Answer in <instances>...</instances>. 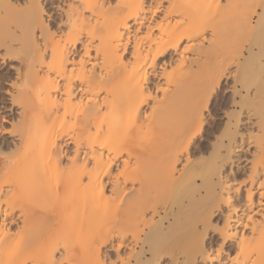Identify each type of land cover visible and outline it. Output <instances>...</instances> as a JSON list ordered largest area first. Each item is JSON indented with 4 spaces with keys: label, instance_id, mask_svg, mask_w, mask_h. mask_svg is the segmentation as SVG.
I'll return each instance as SVG.
<instances>
[{
    "label": "bare ground",
    "instance_id": "obj_1",
    "mask_svg": "<svg viewBox=\"0 0 264 264\" xmlns=\"http://www.w3.org/2000/svg\"><path fill=\"white\" fill-rule=\"evenodd\" d=\"M0 50L20 61L7 134L36 172L14 184L0 143V264H106L112 242L109 264H264V0H0ZM224 80L235 113L210 139Z\"/></svg>",
    "mask_w": 264,
    "mask_h": 264
},
{
    "label": "rangeland",
    "instance_id": "obj_2",
    "mask_svg": "<svg viewBox=\"0 0 264 264\" xmlns=\"http://www.w3.org/2000/svg\"><path fill=\"white\" fill-rule=\"evenodd\" d=\"M47 9L46 10H48L47 12H49V14L51 13V14H53V12H52V9H49L50 8V6L49 7H46ZM48 14V13H47ZM2 50H0V52H1ZM20 63V61L19 60H1V58H0V100L2 101V103H4L3 105H5V106H9V104H10V97H11V95L14 93L15 94V88H16V90H17V86H15V85H12V84H14L15 82V77H16V71L15 70H17L18 69V67H19V64ZM19 64V65H18ZM12 66V67H11ZM16 68V69H14V68ZM2 81V82H1ZM226 83H228V81H226V80H224L223 82H222V85H221V88H220V90H218V92L217 93H215L214 94V96L212 97V99H211V104H210V110H209V112H207V122H208V126H206V129H205V134L208 136V138H210V137H212V134L213 133H215V134H217L218 132H216V131H219V130H221V127H222V125H223V122L226 120L225 119V115L228 113V114H232L233 112H234V108H232L231 107V105L228 103V101H227V93L225 92V87H226ZM10 85V86H9ZM13 88H12V87ZM22 86V85H21ZM30 90V89H29ZM6 91V92H5ZM30 92V91H29ZM10 94V95H9ZM13 94V95H14ZM10 96V97H9ZM44 101H45V99H43ZM42 100V101H43ZM6 101V102H5ZM41 101V102H42ZM44 101H43V103H44ZM41 102H40V108H43V105L46 103H44L43 105L41 104ZM8 104V105H7ZM42 105V106H41ZM1 106V105H0ZM6 107V108H7ZM17 109H15L14 111H16ZM62 112V111H61ZM235 113V112H234ZM61 113L59 112V115H60ZM58 115V114H57ZM16 117V114H12V115H9V113L8 112H3V110H0V140H5V141H0V143L2 142V144H4V145H6V146H4L3 147V145L2 144H0V147L4 150L2 153H4L3 155L1 154V156L3 157V159L5 160V162H7V161H9L10 160V158L8 159V157L7 156H12L13 155V157H12V161H11V165H15V168L14 167H12V170H11V172H12V176H13V180L14 179H16V180H14V184H20V178L22 179V180H24V177H26L25 179H27L28 180V175L26 176V174L27 173H30L29 174V179H31L32 180V178H33V175L36 173H33L32 171H30L29 172V170H33V168H34V166H33V168L31 169L30 167L32 166V165H30L29 167H28V169H27V166L29 165L28 163H27V165H24L26 162H28V160L26 161V157L24 156H21L22 154L21 153H19L18 151H19V148H20V142L18 141V139L16 138V136L15 135H12V136H9L8 134H7V131L8 130H12V126L10 125V124H13V122H12V120H13V117ZM61 116L62 115H60V117L59 116H56L55 117V119L57 118V117H59V120H57V121H60V119H61ZM1 117H3V118H1ZM9 117V118H8ZM66 117H67V114H65V121H66ZM64 118V117H63ZM67 118H69V116L67 117ZM50 119V118H49ZM52 119V118H51ZM50 119V121H48L47 120V122H49V125H52L53 124V122L54 121H56L55 119H54V121L53 120H51ZM70 119V118H69ZM240 119H241V121L243 122V120H244V115H243V113H241L240 114ZM67 121H68V119H67ZM67 121L65 122V123H67ZM71 121V120H70ZM38 122V121H37ZM37 122H35L36 124H38V123H40V121L37 123ZM47 122H45L43 125H47L48 123ZM52 122V123H51ZM62 122H64L63 120L61 121V124H62ZM69 122V121H68ZM210 122V123H209ZM242 122H241V124H242ZM58 123V122H57ZM65 123H63V124H65ZM60 124V125H61ZM68 124V123H67ZM43 125H39L38 124V126H42L43 127ZM54 125V124H53ZM69 125V124H68ZM68 125H66V127L65 128H63V130L65 129V130H69V129H66L67 128V126ZM71 126H72V123L70 124ZM35 126H37V125H35ZM57 125H55V128H54V133H53V130H51V132H50V130H48V133L50 132V133H53L54 135L55 134H57L58 132H60L61 131V129L62 128H60L59 126V128L58 127H56ZM64 125H62L61 127H63ZM41 127V128H42ZM46 127H48V125L47 126H45L44 128L46 129ZM50 127V126H49ZM11 128V129H10ZM40 128V130H42ZM43 128V129H44ZM51 128H52V126H51ZM51 128H49V129H51ZM70 128V127H69ZM44 129V130H45ZM59 129H60V131H59ZM56 130V131H55ZM58 130V131H57ZM5 131H6V133H5ZM30 130L28 129V134H29V136L32 134V132H29ZM43 131V130H42ZM46 131V132H45ZM44 132L45 133H47V130H45ZM70 131V130H69ZM34 132V131H33ZM37 132V131H36ZM35 132V133H36ZM57 132V133H56ZM50 133H49V136H51L50 135ZM52 134V135H53ZM8 135V136H7ZM48 135V134H47ZM53 135V136H54ZM14 136V137H13ZM48 136V137H49ZM14 139V140H13ZM37 140H38V138H36ZM35 139V140H36ZM211 139V138H210ZM30 140H32V138H30ZM13 141V142H12ZM19 143H17V142ZM212 140H209V142H211ZM6 144H5V143ZM11 143V146H10V143ZM37 142V141H36ZM36 142L34 141V143H32L33 145H32V147H34L35 145H36ZM14 143H16V144H14ZM28 143H29V145H30V142L28 141ZM41 143V142H40ZM43 143V142H42ZM42 143L40 144V145H38V146H36L37 148L38 147H40L41 149H46V148H44V146L42 145ZM59 143H61L60 141H59ZM197 143H199L200 144V149L202 150V153L200 154V155H196L195 157L197 158V159H200V158H202L201 160H203V161H205L206 159H208V154H209V152H210V148H208L209 147V145L208 144H205V142L203 143V140H198L197 141ZM18 144V145H17ZM27 144V143H26ZM26 144H25V146H26ZM44 144V143H43ZM17 145V146H16ZM44 145H47V144H44ZM16 146V147H15ZM240 148H239V150H238V152L237 151H234L232 154H231V156H233V158H231L229 161L227 160L226 161V163H225V165L223 164V168H222V170H221V173H222V176H224V178L226 177V178H228V179H234V178H236V179H240L241 178V176H240V174H242L245 170V168L247 167V165H245L247 162H249V160H250V157H251V153H252V148H250V147H247L246 146V144H245V142L244 141H242V143H240ZM10 147H12V149L13 150H15L16 149V151H15V153H14V151L13 150H11V148ZM14 147H15V149H14ZM27 147H30V146H27ZM0 148V149H1ZM7 148H9V149H7ZM8 150L7 152H5V150ZM21 149V148H20ZM10 150V151H9ZM12 151V152H11ZM20 151H22V150H20ZM0 152H1V150H0ZM8 153V154H7ZM11 153H13V154H11ZM5 154L7 155V156H5ZM10 154V155H9ZM18 154H21L20 155V157L21 158H19L18 156ZM14 155L16 156V157H18L19 159H16V158H14ZM67 155V154H66ZM205 156H206V158H205ZM15 159V160H14ZM23 159H25V162H24V160ZM10 161H9V163H10ZM17 162L18 164H20V167L19 166H17L18 164H15V162ZM228 162V163H227ZM231 162V163H230ZM23 163V164H22ZM21 165H22V167L23 168H25V166H26V170L28 171V172H26V173H24L25 172V170L24 169H22V170H20V168H21ZM17 167V168H16ZM115 167V166H114ZM177 167H179V164H178V166ZM15 170H17L16 172L14 171V169ZM19 168V169H18ZM19 170H20V172H21V174H18L19 175V177L20 178H18V176H16L17 175V173H19ZM23 170H24V172H23ZM35 170V169H34ZM117 170V167L116 168H113V172L114 171H116ZM14 172L16 173V174H14ZM22 172H23V174L25 175H23L22 176ZM32 172V173H31ZM55 172V171H54ZM56 173H57V171H56ZM226 173V174H225ZM53 174V173H52ZM63 174H60L59 176H60V178H62L63 176H62ZM15 176V177H14ZM54 176H56V175H54ZM59 176L57 175V178L59 179ZM2 178V180L4 179V177H1ZM1 178H0V181L2 182V180H1ZM56 178V179H57ZM56 179H55V183H56ZM17 181V182H16ZM18 181H19V183H18ZM28 183V182H30V180H28V182L25 180L24 181V183ZM52 183V182H51ZM9 186L10 185H8V187H7V185H5L3 188H6V189H10L9 188ZM52 186H54L55 187V185H53V183H52ZM54 187H52L51 188V186L49 187V189H51L52 191H54V190H56V188L53 190V188ZM5 189V190H6ZM11 189H12V186H11ZM49 189H47V191L49 190ZM243 192V191H242ZM54 193V192H53ZM242 194H244V193H242ZM49 195H51V194H49ZM49 195H48V197H49ZM57 195V194H56ZM50 197H52V195L50 196ZM54 198H56V196L54 197ZM54 198H52V200H54ZM56 201V200H55ZM43 205L42 206H45L46 204H48V202L47 203H45V205H44V203H42ZM47 206V205H46ZM217 218V219H216ZM221 220H222V217H220V216H218V217H215V218H212L211 219V225L213 226V227H215V226H220V224H221ZM220 222V223H219ZM216 224V225H215ZM13 227H15V225H12V228ZM217 229V228H216ZM210 232V233H209ZM209 235L210 236H212L214 233H213V230H211V229H209ZM217 239H215L214 240V242H218V241H216ZM114 243L112 242V243H110V244H107L106 246H104V247H102L101 248V256L103 257V259L106 261V264H109V262H112V261H115V259H116V251L114 250L115 248L112 246ZM137 250H138V248H137ZM123 253V251H120L119 252V255H121ZM147 257H149V256H147ZM150 258V257H149ZM168 258H166V257H164V258H162L159 262H158V264H168ZM149 263H151V262H153L152 260L150 261V259H149V261H148Z\"/></svg>",
    "mask_w": 264,
    "mask_h": 264
}]
</instances>
